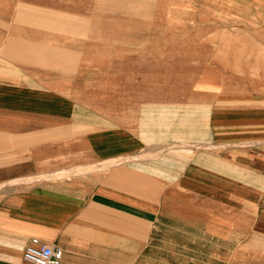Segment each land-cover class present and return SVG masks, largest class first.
<instances>
[{
    "label": "crops",
    "instance_id": "obj_1",
    "mask_svg": "<svg viewBox=\"0 0 264 264\" xmlns=\"http://www.w3.org/2000/svg\"><path fill=\"white\" fill-rule=\"evenodd\" d=\"M173 1L0 23V264L34 239L64 264H264V17L244 32L235 4L180 84Z\"/></svg>",
    "mask_w": 264,
    "mask_h": 264
},
{
    "label": "rangeland",
    "instance_id": "obj_2",
    "mask_svg": "<svg viewBox=\"0 0 264 264\" xmlns=\"http://www.w3.org/2000/svg\"><path fill=\"white\" fill-rule=\"evenodd\" d=\"M122 1L0 0V23H9L16 4L34 3L66 11L68 16L71 17L84 18L86 20L85 25L88 28L87 31H89L91 18L92 16H96L97 13L104 12V16L107 14L112 15V17L120 16L124 9L114 8V6L117 3L122 4ZM173 2L174 6L177 4V13L175 15L178 17L180 84L186 82L188 78L195 82L206 80V73L201 72L200 69L201 66L206 64V35L210 32L220 33L224 29H230V26H234L235 4L242 3V6L239 4L242 8L239 10L243 12L241 27L244 32H256L260 25H256V20L253 19L254 16L255 18L257 16L264 17V0H177V3L174 0ZM173 11H176V9L173 8ZM226 12H231L232 15L228 16ZM207 43L211 48H214L217 42L211 41ZM188 69H193V71H187ZM65 172L62 173L65 174ZM59 175L54 174L49 176L54 177Z\"/></svg>",
    "mask_w": 264,
    "mask_h": 264
},
{
    "label": "built area",
    "instance_id": "obj_3",
    "mask_svg": "<svg viewBox=\"0 0 264 264\" xmlns=\"http://www.w3.org/2000/svg\"><path fill=\"white\" fill-rule=\"evenodd\" d=\"M24 258L34 264H64L63 250L59 246L41 243L37 239L26 247Z\"/></svg>",
    "mask_w": 264,
    "mask_h": 264
}]
</instances>
